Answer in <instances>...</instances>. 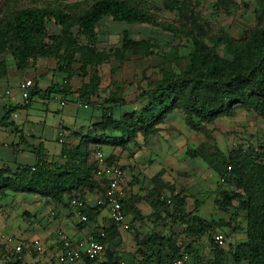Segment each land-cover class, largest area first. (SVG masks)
<instances>
[{
	"label": "trees",
	"instance_id": "16d2710c",
	"mask_svg": "<svg viewBox=\"0 0 264 264\" xmlns=\"http://www.w3.org/2000/svg\"><path fill=\"white\" fill-rule=\"evenodd\" d=\"M164 8L172 12L187 9L185 0H167ZM151 9L140 0H92L86 6L82 3L35 5L5 13L0 16V78L7 74V54L16 70L21 72L38 58H54L55 69L64 75V81L50 83L42 89L36 80L25 99V107L30 106L37 96L45 98L73 93L76 95L75 100L80 98L90 107L97 105L93 98L97 96L100 86L96 70L98 66L109 61L111 55L122 61L127 52L154 53L149 39H132L126 31L122 34L119 48L111 54L99 50L97 27L100 21L109 17L114 22L159 27L174 37L180 33L175 26L158 21ZM254 12L255 26L238 40L225 31L202 37L199 34L201 26L195 24L191 14H185L189 27H193L192 32L186 28L192 48L187 57L188 63L180 71L163 69L161 78L141 92L145 104L117 118L113 114V106L123 101L119 97L105 100L108 105L99 106L100 118L90 137L91 141H83L81 146L75 148H63V163L46 162L42 150L38 148L34 164L18 166L13 172L7 167L0 168V193L5 190L32 193L55 203H63L64 199L70 202L71 198L85 202L87 194L95 195L96 198L104 197L107 182L94 175L96 161L91 156L95 149L90 150L89 143H94L95 148L100 150L102 145L126 148L135 143L138 135L147 140L156 135L158 125L174 108L182 109L186 125L193 130H201L204 123L219 117H232L237 108L252 110L264 119V0H257ZM47 21L56 24L60 31L49 34ZM74 29L86 43L77 41ZM195 29L196 33L192 34ZM219 47L229 57L221 55ZM75 75L81 76L82 83L76 91H72L68 83ZM11 110H4L0 120L4 122L8 119ZM186 153L190 157H200L223 181L232 185L231 190H220L213 204L219 210L226 211L236 203L237 208L244 211L246 239L234 246L228 245L227 249L218 245L211 232L230 226L233 217L228 221L205 220L197 214L187 213L186 202L178 195L174 196V212L170 215L175 221L179 220L183 225V233L188 236L209 234L213 255L205 264H264V151L255 150L254 147L246 150L235 147L227 155L218 148L210 153L191 149ZM107 160L113 162L110 156ZM123 185L120 202L124 214L132 212L140 215L135 205L136 195H130L127 185ZM149 203L153 215L158 212L159 205L166 204V200L160 199V194L156 193L151 196ZM102 208L104 206H88L85 203L83 212L87 219L84 223L94 220ZM113 228L115 223L108 229L103 228L104 237H99V232L94 235L105 243ZM134 240L141 262L149 263L151 255L156 252L159 259L160 254H164L168 264H171L182 249L174 233L161 236L151 232L142 238L136 234ZM184 249L191 254L193 264L201 263L197 250L190 244ZM84 260L90 264L95 261ZM18 261L15 260L16 263Z\"/></svg>",
	"mask_w": 264,
	"mask_h": 264
},
{
	"label": "rangeland",
	"instance_id": "374dc122",
	"mask_svg": "<svg viewBox=\"0 0 264 264\" xmlns=\"http://www.w3.org/2000/svg\"><path fill=\"white\" fill-rule=\"evenodd\" d=\"M91 1L0 0V16L21 7L60 6L69 3H82L83 6H86ZM165 1L167 0H140L142 4L152 8L151 10L158 21L173 25L179 30L180 33L176 37L159 27L147 24L114 22L109 17L100 21L97 27L99 50L111 54L116 48H119L122 34L126 31L128 37L132 39H149L152 44L151 50L154 53L127 52L122 61L116 60L111 55L109 61L96 69L100 77V86L93 101L97 105L93 104L87 109H80L78 116L89 114L90 109L99 111V106L106 107L108 105L105 100L109 101L116 97L123 101L117 102L113 106V114L116 118L124 112L139 109L146 101L141 96V92L152 87L161 78L163 69L180 71L188 63L187 57L192 48L186 30L192 32L193 27H189L184 17L185 14H191L195 24L201 26L199 34L202 37L225 31L238 40L256 23L254 11L257 7V0H185L187 9L182 12H172L164 8ZM46 28L49 34L60 31V28L52 21H47ZM194 31L192 34L196 33V29ZM73 33L79 43H86L85 39L77 34L76 29L73 30ZM219 53L229 57L223 52L222 47H219ZM6 58L8 67L16 70L11 57L7 54ZM55 62L54 58H38L29 66L27 73L22 78L29 76L35 79H33L34 83L36 80L43 83L44 76H53L50 83H61L64 81V75L55 69ZM81 83V76L75 75L68 84L72 91H76ZM55 97L56 99H50L45 103L35 97L33 105L28 110L29 120L34 124L35 122L44 123L45 144L50 153L58 152L60 149V143L54 140L55 137L48 138L52 129L53 134H57V140L58 138H61L62 142L64 140L63 132L59 136L55 126L58 122L64 121V116L55 111L57 108L62 109L59 105L60 95L57 94ZM45 104L49 108L48 111L45 110ZM97 113L99 116L100 113ZM97 119L99 120L98 117H94L92 121L97 122ZM158 128L159 131L156 135L150 136L147 140H143L138 135L135 143H131L126 148L104 145L100 151L104 152L106 156H110L113 162L119 165L124 173L126 172V176H129L128 193L136 195V203H140L143 211L148 209L151 196L156 193L160 194V199L171 200V203L166 202V204L159 205L158 212L153 215L152 212L146 216L127 212L132 218L129 223L127 222V229L135 232L139 226L144 231L157 229L163 233L166 228L165 235L176 234L181 247L186 246L189 242H194L201 262L205 264V261L213 255L209 234L206 233L198 239L189 240L194 236L183 233V225L170 215L174 212V196L178 195L184 198L187 213L197 214L205 220L228 221L233 217L234 220L230 226L219 228L226 238L225 249L229 248L228 245L234 246L238 241L245 240L239 237L244 233V211L238 209L236 203L226 211H221L214 206L213 200L218 196L220 190H231L233 189L232 185L223 181L200 157H190L186 151L188 149L205 150L210 153L218 148L224 155H227L235 147H241L244 150L254 147L255 150L264 151V119L258 117L252 110L237 108L232 117H219L210 123H204L201 130H193L186 125L182 109L174 108L158 125ZM97 150L99 149L92 152L91 158L94 160ZM5 191L8 192V190ZM5 191L0 193V198L5 196ZM25 194L33 195L32 193ZM0 206V214L7 216L10 220H20V208H16L19 207L18 203L14 202L13 205L8 206L12 208L7 210L1 209L2 205ZM150 210L152 211V208ZM161 226L164 230L160 229ZM0 229L2 228L0 227ZM3 230L6 232L0 230V264H12L15 262L12 252L17 245L18 238L7 228ZM232 234L235 235V238L231 237ZM194 257L196 260V256ZM228 264H232V262Z\"/></svg>",
	"mask_w": 264,
	"mask_h": 264
},
{
	"label": "crops",
	"instance_id": "0c3cea01",
	"mask_svg": "<svg viewBox=\"0 0 264 264\" xmlns=\"http://www.w3.org/2000/svg\"><path fill=\"white\" fill-rule=\"evenodd\" d=\"M27 70L21 72L8 67L7 74L0 78V119L4 114V110L12 109L8 119L4 122L0 120V168L7 167L12 172L15 171L18 166L34 164L36 162L35 151L38 148L42 150L43 160L46 162L63 163L65 160L61 155L63 148H75L76 146H81L83 141H89L90 137L93 136L95 125L99 121L97 119V122H93L92 119L94 117L100 118V114L98 116L97 113H100V111L96 110V112L91 109L89 114L78 116L80 109H87L88 107L84 108L77 104L75 93L67 96L58 94L60 95V100H64L65 104L63 106L59 104L62 109L57 108L55 111L64 116V121L58 122L55 126L58 132H63L64 140L63 142H59L60 149L58 152L52 151L50 153L45 144L44 135L46 129L44 123L38 124V122H35L34 124V122L28 119V110H30V107L33 105L35 98H33L30 106L25 107V99H23L20 94L19 83L26 78H30L29 76L22 78V76L27 73ZM52 78L53 76H44L42 78L43 83L39 82L38 86L44 89L46 85H49L48 83H50ZM7 90L9 91L8 93H6ZM54 96L55 95H51L45 98L37 97L45 103V101L47 102L50 99H56ZM45 110H49L47 104H45ZM71 119H73V121H71ZM15 128H17L18 131ZM52 134L53 129L48 138L53 139L55 137L54 140L58 141L57 134ZM91 147L96 149L95 144L92 142L88 145L90 150L93 149ZM128 181H130V178L126 176L125 172L124 184L127 185ZM130 188L132 189V187ZM4 193L5 196L0 198V205H2L1 209L4 208L7 210L8 208H12L8 206L13 205L14 202L18 203L19 207L17 206L16 208H20V220H10L7 216L0 214V227L2 228L0 230L6 232L3 229L7 228L8 231L13 233L16 238H18L16 244L37 239L43 247L42 252H34L31 255L27 254L25 251L21 253L13 251L12 257L19 261L18 263L13 262L12 264H60L56 260L60 248V244L56 237L59 230L64 231L72 240H75L89 234L103 231V228L108 229L113 224L112 220L109 218L108 210L105 207L99 211L94 220L84 223V221L80 220L76 209L68 202V199H64L63 203H55L49 198L37 194L30 196V194L15 193L10 190ZM95 199V195L87 194L85 198L86 205L94 206ZM135 205L141 215L146 216L152 212L150 210V203V208L148 207L145 211L141 209L140 203ZM125 218L128 223L132 219L131 215L127 213ZM137 227L138 230L136 229V231L133 232L132 230H126L122 226L115 224V228L110 230L109 236L105 242V254L92 264L106 262H110L111 264H141V255L139 251L136 252L137 245L134 236L138 234V232L139 238L149 235L151 232L159 233L163 236L166 233V228L164 230L161 226L160 229H163L164 232L160 233L157 229H152L151 231L146 229L144 231L142 227ZM168 228H170V226H168ZM148 229L150 230V228ZM216 231L222 233L218 228L212 231L211 235L213 236V233ZM231 237L235 238V235L232 234ZM239 237H241V239H246L245 232L243 236ZM196 238L198 239L197 236H194L189 240H195ZM234 238L232 239L234 240ZM243 241H238V243ZM189 244L197 250L194 242H189ZM184 247H182L181 251H186ZM160 255L161 257L159 259V255L154 252V255H151L149 264H168L164 254ZM75 264L90 263L81 259ZM200 264L204 263L201 262Z\"/></svg>",
	"mask_w": 264,
	"mask_h": 264
},
{
	"label": "built area",
	"instance_id": "2783aa9c",
	"mask_svg": "<svg viewBox=\"0 0 264 264\" xmlns=\"http://www.w3.org/2000/svg\"><path fill=\"white\" fill-rule=\"evenodd\" d=\"M34 85L35 83L31 78H27L19 83L18 86L23 99L28 98L30 90ZM8 92L9 91L7 90L6 93ZM76 102L79 106L84 108L89 106L87 102L81 100L80 98H77ZM60 104L63 106L65 101L60 100ZM58 134L61 136L62 132H58ZM58 141L62 142L61 138H58ZM107 157L108 156H106L104 152L97 150L95 156L96 166L94 169V175L97 178L105 179L107 182V188L105 190L104 197H97L95 199V204L107 208L109 218L113 221V223L127 229L128 224L125 220V214L121 208L120 202L122 185L125 181V173L119 165L108 161ZM32 169H34V167H32ZM228 170H230V167H228ZM166 202L171 203V200L167 199ZM69 203L76 209L80 220L85 221L87 219L85 213L83 212L85 202L79 198H72ZM98 235L99 237H104L105 233L104 231H100ZM56 237L60 244L56 260L60 264H75L77 261L84 258L96 261L105 254V243L97 239L94 234H89L79 239L72 240L64 231L59 230ZM213 239L218 245H225V237L222 233L218 231L214 232ZM14 251L17 253L25 251L27 254L31 255L34 252H42L43 248L37 239H32L27 242L17 244L14 247ZM141 264L149 263L145 261ZM171 264H193V259L190 253L182 250L179 255L172 259Z\"/></svg>",
	"mask_w": 264,
	"mask_h": 264
}]
</instances>
